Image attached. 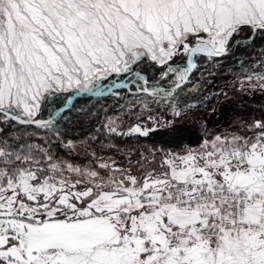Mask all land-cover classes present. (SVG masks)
I'll use <instances>...</instances> for the list:
<instances>
[{
	"label": "snow or ice",
	"instance_id": "1",
	"mask_svg": "<svg viewBox=\"0 0 264 264\" xmlns=\"http://www.w3.org/2000/svg\"><path fill=\"white\" fill-rule=\"evenodd\" d=\"M257 93L264 0H0V264H264V104L198 115ZM109 102L137 122L65 139Z\"/></svg>",
	"mask_w": 264,
	"mask_h": 264
},
{
	"label": "trees",
	"instance_id": "2",
	"mask_svg": "<svg viewBox=\"0 0 264 264\" xmlns=\"http://www.w3.org/2000/svg\"><path fill=\"white\" fill-rule=\"evenodd\" d=\"M237 55L238 57L240 56L239 53ZM251 55L254 56L255 53H251ZM225 63L226 68L224 75L227 76L228 81H230L232 79V76L229 74V70L234 73L238 71V67L233 65L231 59H229ZM225 82L226 81L223 79L216 81L218 85ZM189 87H191V85ZM229 95H231V93H229ZM220 100L223 101V97H220ZM80 103L81 101H77V104ZM262 104H264V96H261L258 93L254 97L246 98L243 101H235L232 104L217 103L215 99H209L207 102V106L204 109L200 110L198 112V115L203 117V119L207 121V127L209 131H223L234 126L233 122L240 117L246 116L249 113H251L252 115H258V113L254 110L258 109ZM212 107L216 108V112L214 114L211 112ZM117 111H120V107L113 106V104L109 102L104 110L99 113L98 119L85 120L80 124H70L67 128H61V131L66 133V140H75L77 142H79L80 140H85L89 136H97L104 131L100 128V125L107 123L109 116L112 113H117ZM93 112H96V110L93 109ZM146 115L147 113H145V116ZM123 121L120 120V123L123 124ZM25 131L34 132L36 130L26 129ZM38 137L39 138H34L33 142L40 143L41 138L46 139L45 133L43 131H40L38 133ZM101 138H103V136H101ZM168 139L169 137L166 133L154 132L150 133V135L148 136L133 135L131 137H116L114 138V143L118 148L121 149H125L127 145H134L135 147L143 150L146 148H151L154 144H164V142ZM64 151L67 150H61V154H63Z\"/></svg>",
	"mask_w": 264,
	"mask_h": 264
},
{
	"label": "rangeland",
	"instance_id": "3",
	"mask_svg": "<svg viewBox=\"0 0 264 264\" xmlns=\"http://www.w3.org/2000/svg\"><path fill=\"white\" fill-rule=\"evenodd\" d=\"M128 111V109H125L124 111H121V109H120V111H117V113H112L110 116H109V118H111V119H113V120H116V122L118 123V124H121L120 123V120L121 121H123V124H122V128H121V130L122 131H127L128 130V127H129V125H133V124H135L137 121L134 119V118H132V117H126L125 116V113ZM140 123H142V124H144V125H146V126H148L149 124H148V121L146 120V119H143V120H141L140 121ZM36 143V142H35ZM107 155H112L115 159H117L118 161H123V155L122 154H117V153H115V152H108V153H106Z\"/></svg>",
	"mask_w": 264,
	"mask_h": 264
}]
</instances>
